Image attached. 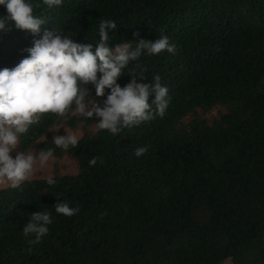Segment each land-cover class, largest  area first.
Returning <instances> with one entry per match:
<instances>
[{
    "label": "trees",
    "instance_id": "1",
    "mask_svg": "<svg viewBox=\"0 0 264 264\" xmlns=\"http://www.w3.org/2000/svg\"><path fill=\"white\" fill-rule=\"evenodd\" d=\"M32 5L46 23L39 34L10 23L0 33V68L19 63L45 30L93 43L99 21L112 19L110 47L161 35L176 45L175 54L141 58L145 82L159 75L171 103L163 118L115 136L92 132L95 117L40 114L16 151L52 148L78 173L0 189V264H264V0ZM130 79L125 70L118 83ZM57 126L81 128L78 146L57 147L49 135ZM139 146L148 150L138 158ZM97 156L103 163L89 167ZM61 199L79 211L56 213ZM38 210L53 222L30 244L22 230Z\"/></svg>",
    "mask_w": 264,
    "mask_h": 264
},
{
    "label": "clouds",
    "instance_id": "2",
    "mask_svg": "<svg viewBox=\"0 0 264 264\" xmlns=\"http://www.w3.org/2000/svg\"><path fill=\"white\" fill-rule=\"evenodd\" d=\"M41 2L51 9L63 0ZM0 6L7 12L0 16V33L7 31L11 23L17 29L39 34L41 25L46 23L34 13L32 0H0ZM116 29L115 20H100L99 39L93 43H79L56 28L45 30L25 50L28 54L19 63L12 68H0V184L20 189L37 174V162L43 166L53 157L52 148H43L38 154L27 150L11 154L21 135L38 122L42 113L63 116L73 112L89 119L95 117L92 120L97 130H107L113 136L124 128L166 115L171 103L169 89L160 83L159 75L151 83L145 82L146 69L141 58L165 50L175 54L176 45L169 42L167 35H161L155 40L140 39L134 46L121 42L110 47L108 42ZM125 70L131 79L121 86L118 79L125 75ZM97 98H103L102 104ZM64 130L66 134L54 135L52 142L63 150L78 146L80 136ZM147 150V146L137 147L136 157ZM98 160L103 163L100 157H92L89 167ZM46 183L52 186L56 180L49 175ZM54 209L67 217L79 211L63 199L57 201ZM52 222L51 212L38 210L31 214L22 232L31 237L30 244L38 243L49 233Z\"/></svg>",
    "mask_w": 264,
    "mask_h": 264
},
{
    "label": "rangeland",
    "instance_id": "3",
    "mask_svg": "<svg viewBox=\"0 0 264 264\" xmlns=\"http://www.w3.org/2000/svg\"><path fill=\"white\" fill-rule=\"evenodd\" d=\"M75 115L77 116H81L78 113H75ZM60 128V129H57ZM67 129L68 132H75L77 133V135L80 136V138L83 136V131L81 128L79 129H72L70 127H65V126H57L55 128H53L49 135L50 136H54V135H64L65 130ZM57 129V130H55ZM92 132H96L97 128L96 125L92 126L91 128ZM17 149V148H16ZM16 149L13 151L14 153H16ZM34 151L36 154H38V150L36 148H32L29 150V152ZM37 168V174L34 175L32 177V179H37V178H47L49 175H54L56 172L61 174V175H73V174H77L78 173V164L70 157H63L61 159H57V158H50L49 161L41 166L39 165V163L37 162L36 165ZM9 187L7 184H0V189L1 188H6ZM226 264H230L229 262H226Z\"/></svg>",
    "mask_w": 264,
    "mask_h": 264
}]
</instances>
